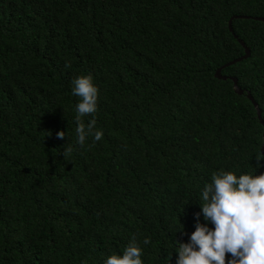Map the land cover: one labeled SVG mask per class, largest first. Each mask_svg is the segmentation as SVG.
I'll return each mask as SVG.
<instances>
[{
    "label": "trees",
    "instance_id": "trees-1",
    "mask_svg": "<svg viewBox=\"0 0 264 264\" xmlns=\"http://www.w3.org/2000/svg\"><path fill=\"white\" fill-rule=\"evenodd\" d=\"M255 15L264 0H0V264H104L134 235L143 264H175L196 213L213 228L211 173H264L253 105L213 74L242 54L235 33L249 54L220 73L264 123ZM88 74L97 111L81 119L103 137L80 147L72 80Z\"/></svg>",
    "mask_w": 264,
    "mask_h": 264
},
{
    "label": "clouds",
    "instance_id": "clouds-1",
    "mask_svg": "<svg viewBox=\"0 0 264 264\" xmlns=\"http://www.w3.org/2000/svg\"><path fill=\"white\" fill-rule=\"evenodd\" d=\"M72 85V94L79 97L75 106L76 144L83 147L89 136L94 142L103 137V132L95 129V119L87 124L81 119L96 113L98 88L91 74L73 79ZM56 137L65 139V131H57ZM73 150L69 145L62 155L69 156ZM262 158L260 152L256 156L257 166ZM201 197L203 219L214 227L201 224L200 213H196L195 231L190 234L188 242L175 241V264H225L226 253L231 256L228 264H264V173L237 176L231 171L213 172L210 181L203 186ZM150 243L148 238L143 240L145 245ZM142 255V248L134 235L122 256L111 255L104 264H143ZM170 262L171 255L165 264Z\"/></svg>",
    "mask_w": 264,
    "mask_h": 264
},
{
    "label": "water",
    "instance_id": "water-1",
    "mask_svg": "<svg viewBox=\"0 0 264 264\" xmlns=\"http://www.w3.org/2000/svg\"><path fill=\"white\" fill-rule=\"evenodd\" d=\"M231 17V16H230ZM230 17L228 18L227 20V27L229 28L230 31H232V28H231V24H230ZM254 18L256 19H259V20H264V17L262 16H253ZM233 32V31H232ZM233 36L236 37V34L233 33ZM237 41L240 43V45L243 47V52L242 54L224 62L223 64H221L220 66L216 67L215 70H214V76L217 77V78H229L232 80V85H233V90L236 92V93H242L244 92V95L250 100L251 104L253 105L254 109H255V114L257 116V119L258 121L262 124L263 126V129H262V132H261V136H262V140H261V143H260V152L264 155V123H263V120L260 116V109L256 103V101L254 100L253 96L251 95V93L249 92V90H243L241 87H239V85L236 83V77L235 76H231V75H224V74H221L220 73V67L224 66V65H227L231 62H234L236 60H239L241 58H244L246 57L248 54H249V48L247 45L244 44V42L236 37Z\"/></svg>",
    "mask_w": 264,
    "mask_h": 264
}]
</instances>
